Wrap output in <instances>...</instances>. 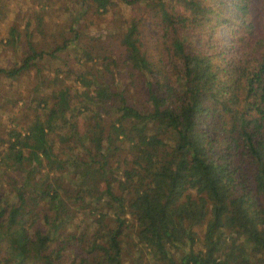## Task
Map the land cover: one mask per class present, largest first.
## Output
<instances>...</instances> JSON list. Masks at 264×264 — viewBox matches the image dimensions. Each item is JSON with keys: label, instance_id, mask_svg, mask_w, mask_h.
<instances>
[{"label": "trees", "instance_id": "trees-1", "mask_svg": "<svg viewBox=\"0 0 264 264\" xmlns=\"http://www.w3.org/2000/svg\"><path fill=\"white\" fill-rule=\"evenodd\" d=\"M84 4L132 10L118 41L146 89L140 98L101 73L98 48L78 44L76 66L52 79H41L43 50L0 68L15 78L36 67L41 97L29 121L0 135V264H126L125 248L137 264L144 255L176 264V248L180 264H264V34L254 35L252 0H81L80 12ZM40 19L27 39L44 35ZM77 22L69 42L80 40ZM20 38L12 27L6 43Z\"/></svg>", "mask_w": 264, "mask_h": 264}, {"label": "rangeland", "instance_id": "rangeland-1", "mask_svg": "<svg viewBox=\"0 0 264 264\" xmlns=\"http://www.w3.org/2000/svg\"><path fill=\"white\" fill-rule=\"evenodd\" d=\"M80 5L81 0H0V68L5 71L17 68L32 49L43 50L47 62H37L38 65H42L41 79H52L55 69L61 67L66 70L68 67L76 66L72 55L76 44L79 47L87 46V51L91 50L93 53H96L98 48L96 55L100 57L98 60L101 65L100 72L110 76L112 74L118 81L127 83L131 92L142 98L146 89V80L140 76L128 75L123 65V52L118 41L124 21L134 14L132 10L117 7L107 14H100L92 8H86L85 4L80 12L78 8ZM251 8L249 17L254 26V35L261 37L264 34V19L260 1L252 0ZM74 17L78 20L75 28L81 33L79 42H69L74 35L70 30L71 20ZM39 19L43 25L44 35L35 34L31 39H27V33L35 31ZM12 27L21 35L16 46H9L6 43ZM225 31L222 30V35L227 42L229 38ZM154 33L151 25H145L142 31L145 48H151L155 44ZM59 46H65V50L60 51ZM87 51L82 64L88 68L91 66V61L89 62ZM112 59L118 60L115 68L111 64ZM64 60L69 61V64L63 65L61 61ZM105 66H108L109 71L104 69ZM36 69L35 67L29 71H21L15 78L0 73V135L15 123L23 126L30 120L34 104L40 102L41 97L34 95L37 84ZM59 79L63 81L65 87L72 90L76 88L73 78L66 79L63 74ZM44 89L49 91L45 86ZM3 152L4 148L0 146V153ZM204 231L205 226L195 228L193 238L188 242L189 251L196 253L201 250ZM124 250L126 264L133 262L137 264L135 248ZM171 252L175 263L180 264L179 255L181 256L182 250L176 248ZM142 261V264H151L148 255H144Z\"/></svg>", "mask_w": 264, "mask_h": 264}]
</instances>
